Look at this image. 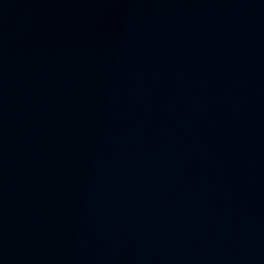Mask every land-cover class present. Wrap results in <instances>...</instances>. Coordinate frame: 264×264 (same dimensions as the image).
Listing matches in <instances>:
<instances>
[{
	"label": "water",
	"instance_id": "95a60500",
	"mask_svg": "<svg viewBox=\"0 0 264 264\" xmlns=\"http://www.w3.org/2000/svg\"><path fill=\"white\" fill-rule=\"evenodd\" d=\"M0 264H264V0H0Z\"/></svg>",
	"mask_w": 264,
	"mask_h": 264
}]
</instances>
